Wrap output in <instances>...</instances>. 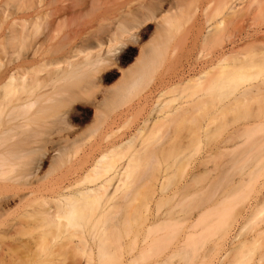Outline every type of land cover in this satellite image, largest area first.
Returning a JSON list of instances; mask_svg holds the SVG:
<instances>
[{"label": "rangeland", "instance_id": "rangeland-1", "mask_svg": "<svg viewBox=\"0 0 264 264\" xmlns=\"http://www.w3.org/2000/svg\"><path fill=\"white\" fill-rule=\"evenodd\" d=\"M2 1L0 35L11 20L6 14L25 15L36 2ZM170 1L160 14L124 33L111 52L103 45L98 62L69 53L71 39L57 41L71 18L80 22L91 17L96 5L66 16L64 23L60 21L57 42L42 46L45 59L62 56L74 62L83 88L75 98L47 110L59 112L68 125V139L55 137V147L64 156L58 160L51 151L40 156L38 172H50L49 177L32 185L35 192L29 202L11 204V215L0 224V264H264V66L251 61V49H260L264 40L250 43L246 37L254 31L256 37L264 36V18L255 11L246 19L250 0H231L244 21L236 26L225 20L208 33L220 19L214 16L206 22L217 0ZM105 23L107 32L95 28L75 46L93 47L90 51L96 54L97 41L113 32L109 33L112 24ZM191 23L203 27L189 28ZM43 25L40 20L38 26ZM232 47L242 62V76L233 85L260 87L240 101L245 104L225 106L237 93L229 86L232 82L208 94L209 85L196 79L220 56L229 64ZM16 50V44L2 39L0 60L12 56L9 60L15 61ZM87 82L93 84L92 90ZM201 100L205 106L195 107ZM171 112L170 121L161 120ZM110 128L113 133L103 138ZM117 136L128 142L100 162L104 169L127 164L116 179L110 206L100 213L101 199H91L72 222L64 220L59 229L46 226L37 214L36 198L49 197L48 180L68 170L91 145L104 147ZM145 156L147 167L140 161ZM145 205L152 216L142 211ZM96 216L94 238L84 236V225ZM152 218L157 225L145 231ZM186 220L195 221L190 247L169 256ZM73 245L78 250H71Z\"/></svg>", "mask_w": 264, "mask_h": 264}, {"label": "bare ground", "instance_id": "bare-ground-1", "mask_svg": "<svg viewBox=\"0 0 264 264\" xmlns=\"http://www.w3.org/2000/svg\"><path fill=\"white\" fill-rule=\"evenodd\" d=\"M163 4H171V1L36 0L25 15H5V18L9 17L11 20L4 32H1L0 42L3 39L5 42L14 43L17 50L15 51V61L9 60L12 56L9 59L7 57L4 61L0 60V224L4 220H8L6 217L11 215V204L28 201L35 192L32 185L47 178L50 174V172L45 175L39 174L40 156H44L49 151L55 152L58 160L64 156V153L55 147V137L61 140L62 138L68 139V125L64 123L59 112H47V110L66 99L75 98L83 88L80 84L78 71L74 69V62L67 61L66 58L62 59V56L45 59L41 53L42 46L65 38L71 39L68 42L69 53L84 54V61L89 60L88 63H91L92 59L94 62H98L103 45L107 48L106 52H111L112 45L119 43V39L124 33L129 32L135 25L140 24L155 13L160 14ZM95 5L91 17L80 22L71 18L63 36L59 40L57 39L60 37L58 27L61 25V20L64 23L66 16L79 13L83 9ZM247 11L248 13L243 15L246 19L250 13L255 11L264 18V0H250ZM214 16H220V19L210 25L208 33L219 29L225 20L226 23L237 26L240 21L245 19L240 18L232 6L231 0H217V8L212 14L206 15V22ZM40 20L44 21L42 28L38 26ZM105 22L112 24L113 28L109 33L113 32L106 39L97 41L96 48L98 51L96 54H92L90 51L94 49L93 47L80 50L75 46V41L89 37L95 28L100 32H107ZM193 27L199 30L203 26L202 23H191L189 28ZM257 33L254 31L253 34L246 36L250 43L264 40V36L256 37ZM231 42L234 44L235 41L231 40ZM234 48L232 47L229 53L233 54L229 64L225 63L226 57L220 56L214 65L201 72V76L196 79L209 85L205 88L208 94L220 91L227 82L230 84L232 82V85L229 86H233L231 88L237 93L225 106L245 104V102L240 101L258 92L260 87V84H249L240 89L234 86L237 85L238 79L242 76L240 73L242 62L237 57ZM251 52L252 63L264 66V44L260 46V49L252 48ZM18 60L21 63L14 64ZM50 66L52 68L48 69L47 67ZM239 76L240 78H238ZM70 79L71 81H69ZM85 85L92 90V83L87 82ZM202 106H205V102L202 100L195 104V107ZM174 112L162 116L161 120L170 121V116H173ZM117 119L118 116H114L110 122L111 125L115 124ZM247 124L245 126H251V123ZM112 130L110 128L109 133L105 134L103 138L111 135ZM124 140V137L117 136L107 141L104 147L99 144L94 148L95 145H91L81 156L72 160V165L69 162V166H71L68 170L66 168L64 173L48 180L47 192L49 197L40 195L36 198L37 214L46 226L59 229L64 225V220L72 222L75 215L82 212L91 199L100 198L103 205L100 213L106 211L105 206L107 208L110 206L109 203L113 200L117 189L116 179L126 170L127 164L123 162L113 169H104L103 166H100V162L108 152L122 148L128 142H123ZM35 154L39 156L33 161L31 158ZM146 158L147 156L144 157L143 161L141 159L140 161L141 165L144 162L147 167L148 159ZM125 195L126 192L121 198ZM149 209L147 205L142 209L143 212H147L148 217L153 215ZM206 211L207 208L202 209L196 216V220L203 217ZM147 216L143 219L148 220ZM97 221L96 216L84 225L83 234H86L84 236L95 234ZM142 222L145 223L144 220ZM194 222L192 220L184 221L179 243L169 248L167 252L169 256L187 251L190 247ZM157 223L152 218L149 225H146L145 231L156 226ZM116 226V224L112 225L111 228ZM92 237L94 238V235ZM92 237L91 239H93ZM70 249L78 250V247L73 245ZM88 249L91 251L90 248Z\"/></svg>", "mask_w": 264, "mask_h": 264}]
</instances>
